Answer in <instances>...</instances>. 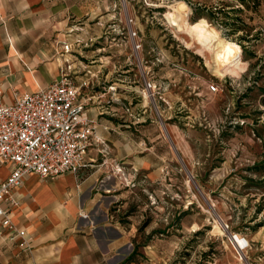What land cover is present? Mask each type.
<instances>
[{
  "label": "rangeland",
  "instance_id": "374dc122",
  "mask_svg": "<svg viewBox=\"0 0 264 264\" xmlns=\"http://www.w3.org/2000/svg\"><path fill=\"white\" fill-rule=\"evenodd\" d=\"M85 1L91 34L68 39L76 82L90 81L82 95L107 92L132 154L163 162L158 188L122 169L118 220L137 227L149 264H264V7L239 12L249 26L231 35L199 13L239 0ZM202 19L239 48L244 69L215 63L184 25ZM245 34L248 52L234 41Z\"/></svg>",
  "mask_w": 264,
  "mask_h": 264
},
{
  "label": "crops",
  "instance_id": "0c3cea01",
  "mask_svg": "<svg viewBox=\"0 0 264 264\" xmlns=\"http://www.w3.org/2000/svg\"><path fill=\"white\" fill-rule=\"evenodd\" d=\"M86 3L0 0L4 102H13L17 93L49 87L68 67L75 80L77 71L64 45L70 34H91ZM82 89L79 99L86 103L87 116L101 142L93 143L87 156L89 166L78 174L67 172L46 180L30 174L13 191L17 204L0 202L11 211L16 228L25 231L19 236L8 228L0 230V264H149L148 243H141L137 227L121 223L115 215L118 210L112 207L127 199L119 168L126 174L132 165L143 172L147 185L158 188L165 179L163 162L132 154L135 142L127 138L128 130L121 128L124 124L111 119L112 108L105 104L108 93L82 95ZM11 169L9 163L0 164V184Z\"/></svg>",
  "mask_w": 264,
  "mask_h": 264
},
{
  "label": "built area",
  "instance_id": "2783aa9c",
  "mask_svg": "<svg viewBox=\"0 0 264 264\" xmlns=\"http://www.w3.org/2000/svg\"><path fill=\"white\" fill-rule=\"evenodd\" d=\"M65 53L70 45H64ZM151 88L149 82H145ZM89 80L76 84L70 67L61 78L49 87L36 92L16 94L13 102H4L0 90V164L9 163L11 173L0 184V202L17 204L14 189L22 186L30 174L40 178L55 179L67 172L78 174L89 166L88 153L94 142V125L87 116L86 103L79 99L82 88L89 87ZM217 90L216 85L211 86ZM118 172L129 185L122 168ZM8 228L24 236L17 229L11 211L0 205V230Z\"/></svg>",
  "mask_w": 264,
  "mask_h": 264
},
{
  "label": "bare ground",
  "instance_id": "6f19581e",
  "mask_svg": "<svg viewBox=\"0 0 264 264\" xmlns=\"http://www.w3.org/2000/svg\"><path fill=\"white\" fill-rule=\"evenodd\" d=\"M187 8L188 5L185 2L179 1L177 3V10L180 14L186 12ZM184 25L189 32L195 34L198 42L213 53L215 63L222 64L226 71L238 73L245 68L244 62L237 52L239 48L233 45H226L224 42L216 40L214 28L207 21L203 19L194 23L185 21ZM234 242L238 244V240H234Z\"/></svg>",
  "mask_w": 264,
  "mask_h": 264
},
{
  "label": "trees",
  "instance_id": "16d2710c",
  "mask_svg": "<svg viewBox=\"0 0 264 264\" xmlns=\"http://www.w3.org/2000/svg\"><path fill=\"white\" fill-rule=\"evenodd\" d=\"M241 2L242 7L238 8H217L214 9H206L200 11V16L208 18L210 21L219 25L221 28L228 30V34H235L236 31L242 30L249 25L245 21L242 16H239L238 13H243L245 9H256L259 10L262 6L264 7V0H239ZM196 9H201L200 5L196 6ZM234 41H237L238 44L248 52V45L245 43L251 42V37L249 35H239ZM254 56V53L251 54ZM264 90V89H263ZM264 93V92H263ZM264 103V99H263ZM135 253V251H134Z\"/></svg>",
  "mask_w": 264,
  "mask_h": 264
}]
</instances>
